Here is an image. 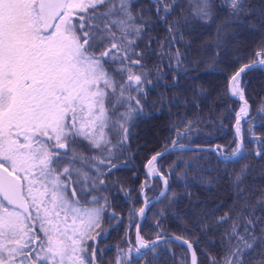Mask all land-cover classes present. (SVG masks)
Wrapping results in <instances>:
<instances>
[{"label":"snow or ice","instance_id":"snow-or-ice-1","mask_svg":"<svg viewBox=\"0 0 264 264\" xmlns=\"http://www.w3.org/2000/svg\"><path fill=\"white\" fill-rule=\"evenodd\" d=\"M255 13L250 0H0V264H104V249L97 245L111 208L105 194L111 174L129 151L138 121L149 109L171 104L164 93L149 99V86L168 75L160 64L166 57L173 73L185 70L186 52L178 45H190L185 32L193 25L215 23L219 48L234 21ZM260 16L264 24V9ZM157 24L165 35L152 34ZM249 26L257 27L251 21ZM154 56L157 63L150 67ZM256 66H264V41L227 86L241 101L235 147L199 149L216 154L233 196L222 215H216L217 205L194 222L205 235L210 229L219 233L221 252H205L208 264H264V187L247 183L248 163L238 171L226 167L251 155L264 159V141L257 139L259 147L249 153L241 133L250 105L240 78ZM178 83L173 74L171 84ZM188 102L195 103V94ZM180 123L183 131L173 125L176 139L148 159L149 176L163 178L158 159L189 147L180 141L196 121ZM222 178L218 173L209 186ZM147 186L145 181L142 193ZM169 193L164 178L159 197ZM150 203L145 195L142 207L129 209L130 219L143 218ZM132 226L136 246L118 247L114 264H131L133 253L137 261L151 255L148 264H157L162 237L189 250L176 264H198L184 236L168 235L157 222L156 239L146 241L140 226Z\"/></svg>","mask_w":264,"mask_h":264},{"label":"trees","instance_id":"trees-1","mask_svg":"<svg viewBox=\"0 0 264 264\" xmlns=\"http://www.w3.org/2000/svg\"><path fill=\"white\" fill-rule=\"evenodd\" d=\"M147 2L148 0H141V3ZM250 2L256 9L255 15L234 21L220 37L219 48L216 46V24L197 23L185 32L190 45L187 48L178 45L186 52L185 70L173 73L167 67L166 57L165 62L160 64L163 72L168 75L159 80L155 87L149 86V99L155 100L160 93H164L171 100V104L159 110L149 109L147 115L138 121L128 145L129 151L118 161L121 166L111 174L112 182L108 183L109 191L105 193L109 196L111 208L104 216L102 227L105 232L98 238L97 245L104 249L100 255L104 264H114L118 247L136 246L135 227L132 225L137 224L138 217L130 219L129 209L142 206L141 186L145 181L151 183L145 174V164L151 155L164 149L170 139H176L174 124L183 131L180 123L182 119L196 121L191 135L181 140L182 143L217 145L225 147L228 152L235 147V113L239 111L241 102L231 97L227 86L230 76L249 62L253 49L264 41V24H261L260 16L261 9H264V0ZM153 18L155 19V13ZM217 19L219 21L220 18ZM250 21L257 27H250ZM152 34L165 35L163 25L157 24ZM156 63L154 56L149 66ZM173 74L178 76L177 86L171 84ZM240 79L245 97L252 107L251 114L241 123L244 146L251 153L259 147L255 142L257 139L264 141V112L258 111L264 105V70L253 69ZM194 94L195 103H186ZM242 163L250 165L247 183L257 189L264 187V159L258 160L251 155L240 164H228L226 167L238 171ZM157 167L168 179L170 193L166 195L167 198L163 197L147 210L141 225V235L146 241L155 239L156 225L159 222L165 233L189 239L195 245L199 264H208L205 252L213 255L221 252L217 238L219 233L210 229L205 235L194 222L205 211L212 210L217 205L221 206V210L216 215H222L233 199L227 176L216 163V154L199 150L176 151L161 158ZM218 173L223 178L209 186L208 181L213 180ZM161 190L163 178L156 176L153 184L146 188L145 195L149 200L155 199ZM171 193L175 194L174 197ZM111 212L116 215L112 216ZM161 212L164 215H159ZM209 238L215 240V243L210 244ZM156 251L159 254L157 264H176L181 255L189 256V251L183 244L173 241L159 243ZM132 255L131 264H148L152 259L149 255L137 261L135 253ZM258 258V255L254 257Z\"/></svg>","mask_w":264,"mask_h":264},{"label":"water","instance_id":"water-1","mask_svg":"<svg viewBox=\"0 0 264 264\" xmlns=\"http://www.w3.org/2000/svg\"><path fill=\"white\" fill-rule=\"evenodd\" d=\"M253 69H261V70H264V66H256V67H254ZM253 69H251V70H253ZM251 70H247L245 73H242L241 74V76L242 75H244V74H246L247 72H249V71H251ZM232 97V96H231ZM232 98H234V97H232ZM246 98V97H245ZM234 99H236V100H238L239 101V99L238 98H234ZM241 102V101H240ZM249 105H250V103H249ZM251 112H252V107H251V105H250V110H249V115L251 114ZM248 115V116H249ZM245 118H242L241 119V123H242V121L244 120ZM235 126V125H234ZM234 132H235V128H234ZM244 141V140H243ZM185 145H189V147H186L184 150H182V151H189V150H199L200 148H206V149H213V148H215L217 145H215V146H211V145H191V144H188V143H184ZM224 148V147H223ZM161 151H163V149L162 150H160V151H158V152H161ZM176 151H181V150H173V151H171V152H169L168 154H166V155H164V156H162V157H160L159 159H158V161L161 159V158H163V157H165V156H167V155H169V154H171V153H173V152H176ZM157 153V152H156ZM155 153V154H156ZM154 155V154H153ZM148 161V160H147ZM157 161V162H158ZM146 164H147V162H146ZM146 164H145V168H144V170H145V174H146V176L148 177V179L151 181V183L150 184H148V186L147 187H150L152 184H153V180H154V178L156 177L155 175H153V176H149L148 175V173H147V168H146ZM164 178H166L165 176H163V179ZM167 179V178H166ZM168 180V179H167ZM147 187H145L144 188V190H143V193L141 192V196H142V200H143V198H144V196H145V192H146V188ZM168 188H169V182H168ZM170 189V188H169ZM167 195V194H166ZM159 197V196H158ZM163 197H159V199H157V198H155V199H151L150 201H151V203L148 205V208L146 209V211H145V216H146V212H147V210L151 207V206H153L155 203H157L158 201H160L161 199H162ZM142 206H143V204H142ZM141 206V207H142ZM145 216L143 217V218H140V217H138V222H137V224L140 226V234H141V225H142V223H143V220H144V218H145ZM168 235H173V234H168ZM174 235H176V234H174ZM180 236V235H179ZM135 237H136V229H135ZM156 239V238H155ZM185 239H187V238H185ZM154 240V239H153ZM192 245H193V248H195V245L189 240V239H187ZM149 241H151V240H149ZM163 241H173V242H178V243H181L180 241H175V240H170V239H166V237H162L161 238V241L159 242V243H161V242H163ZM182 244V243H181ZM185 246V245H184ZM186 247V246H185ZM187 248V247H186ZM142 250H145V249H142ZM188 250V249H187ZM195 250H196V248H195ZM189 251V250H188ZM197 252V251H196ZM197 257H198V254H197ZM198 264H199V258H198Z\"/></svg>","mask_w":264,"mask_h":264},{"label":"flooded vegetation","instance_id":"flooded-vegetation-1","mask_svg":"<svg viewBox=\"0 0 264 264\" xmlns=\"http://www.w3.org/2000/svg\"><path fill=\"white\" fill-rule=\"evenodd\" d=\"M222 148H223V147H222ZM223 149H225V147H224Z\"/></svg>","mask_w":264,"mask_h":264}]
</instances>
